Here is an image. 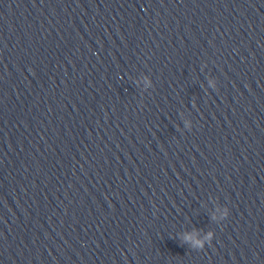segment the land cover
<instances>
[{
  "label": "clouds",
  "instance_id": "9594fccd",
  "mask_svg": "<svg viewBox=\"0 0 264 264\" xmlns=\"http://www.w3.org/2000/svg\"><path fill=\"white\" fill-rule=\"evenodd\" d=\"M225 216H227V212H225ZM206 239H207V242H208V243H211V241H212V239H213V234H212L211 232L208 233ZM204 246H205V245H204L203 243H200V244H199V249H203Z\"/></svg>",
  "mask_w": 264,
  "mask_h": 264
}]
</instances>
